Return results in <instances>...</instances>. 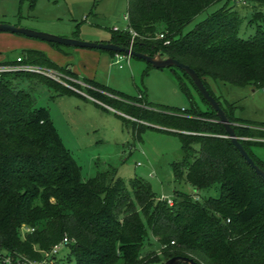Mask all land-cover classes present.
I'll use <instances>...</instances> for the list:
<instances>
[{"label":"trees","instance_id":"1","mask_svg":"<svg viewBox=\"0 0 264 264\" xmlns=\"http://www.w3.org/2000/svg\"><path fill=\"white\" fill-rule=\"evenodd\" d=\"M36 1L30 0V9ZM219 1L126 0L128 29L150 37L136 38L132 50L166 54L193 69L249 157L264 171V162L250 148L264 147V124L237 119L236 107H222L206 83L211 79L264 89V0H252L256 8L247 25H255L256 31L248 39L239 37L243 20L236 9L227 8L231 0L183 33ZM158 25L165 39H155ZM130 41V33L120 30L112 31L106 43L127 49ZM19 58L21 64L69 79L64 78V85L29 71L0 73V251L41 260L43 252L66 238V258L72 264H149L173 256L198 264H264V178L241 157L213 110L203 112L195 104L182 113L168 107L155 110L142 95L130 97L79 78L69 65L58 67L41 51L26 50ZM16 64L15 59L0 65ZM182 76L191 82L184 72ZM177 80L183 84L180 76ZM25 82L44 84L57 96L90 98L103 110L106 106L120 112L134 121L137 139L145 129L178 137L182 159L171 164L174 180L187 182L197 192L218 186L219 196L200 199L197 193L177 192L170 206L165 200L154 201L150 184L139 177L126 184L115 171H106L84 180L48 111L36 107L34 97L20 89ZM182 89L191 100L184 84ZM150 239L159 249L143 254Z\"/></svg>","mask_w":264,"mask_h":264},{"label":"rangeland","instance_id":"2","mask_svg":"<svg viewBox=\"0 0 264 264\" xmlns=\"http://www.w3.org/2000/svg\"><path fill=\"white\" fill-rule=\"evenodd\" d=\"M226 0L208 7L188 24L183 33L192 30L208 15L218 11ZM30 0H0V23L60 36L74 37L87 42H105L112 35L114 26L126 28L124 19L127 11L126 0H37L33 9ZM227 8L236 9L242 16L239 37H251L256 26H248V20L256 8L252 0H231ZM158 32L162 26H157ZM57 35V34H54ZM40 41L21 35L0 32V64L15 59ZM47 58L58 67L71 65L79 78H89L123 95L143 98L157 108L168 107L182 113L195 104L203 112L210 110L193 84L176 68L155 69L147 62L130 57L129 63L115 64L114 56L106 51L59 47L52 49ZM43 52V51H41ZM44 53V52H43ZM181 78L188 89L191 100L183 93ZM53 81H60L53 75ZM209 90L219 98L222 107L232 104L236 107L234 116L242 121L264 124V89L252 86L237 87L228 83L206 80ZM84 86V85H81ZM20 89L28 91L35 99L36 107L45 108L64 146L81 168L84 180L98 172L115 171L126 184L134 177L147 181L152 189L154 201L173 199L177 192L199 195L200 199L219 196V187L195 191L185 181L173 178L171 164L182 159L178 137L162 131L145 129L137 139L133 133V120L120 112L105 106L95 105L89 98L77 95L57 96L55 92L40 83H21ZM82 96V95H81ZM126 118L123 122L119 116ZM151 127H155L151 125ZM157 128V127H156ZM162 129V128H160ZM197 148V147H196ZM252 153L264 162V147L253 145ZM151 246L145 245L142 253L158 251L159 246L150 239ZM62 248L57 264H72ZM164 259L149 264H163ZM116 264H121L119 260Z\"/></svg>","mask_w":264,"mask_h":264},{"label":"water","instance_id":"3","mask_svg":"<svg viewBox=\"0 0 264 264\" xmlns=\"http://www.w3.org/2000/svg\"><path fill=\"white\" fill-rule=\"evenodd\" d=\"M0 32L10 33L15 35H21L30 39L40 40L47 44H56L59 46L72 47V48H83L92 49L114 53L130 54L131 57L143 60L148 63L152 68L155 69H169L176 68L181 72H184L191 80L193 86L196 88L200 96L205 100L208 107L213 110L218 118V121L225 129L228 139H230L233 146L239 152L245 162L255 171L257 175L264 178V171L258 168L254 161L249 157L248 153L244 149L239 138L235 134V130L232 124L228 121L224 111L219 106L215 98L210 95L206 89L202 80L198 77L197 73L186 65L181 64L175 59L170 58L166 54L157 53L154 55H148L138 53L128 48H121L113 43H102V42H87L81 41L74 37H64L60 35L48 34L43 32H37L30 29H25L19 26L10 24L0 23ZM163 264H198L192 258L186 256H173L163 262Z\"/></svg>","mask_w":264,"mask_h":264},{"label":"built area","instance_id":"4","mask_svg":"<svg viewBox=\"0 0 264 264\" xmlns=\"http://www.w3.org/2000/svg\"><path fill=\"white\" fill-rule=\"evenodd\" d=\"M241 1V0H240ZM124 19L127 21V17L124 16ZM123 30H127L130 35H131V41L130 45L128 47L129 50H132V45L134 43V40L136 38H141V39H148L149 35L145 36H139L136 32L129 30L128 27L124 28ZM113 31H120L118 28L114 27ZM155 39H165V33L164 32H159L156 34ZM165 44H169L168 41L165 42ZM130 54H124V53H115L114 58H115V64L119 65V68H122L121 62H126L127 64L129 63L130 59ZM17 64L15 66H2L0 65V73L7 72V71H14V70H21V71H29L33 73L40 74L42 76H46L48 78H51L53 75H58L60 77V83H63L65 85L64 78L69 79L67 77H63L57 72L47 70L44 68H40L37 66L33 65H26V64H21V58L16 59ZM167 202L168 205H172V200L171 199H163ZM197 200V199H196ZM25 231H31L27 228H24ZM67 239L64 238L62 242L58 245H55L51 248L50 251L43 252L42 253V258L41 260H29L26 258H22L20 256H13L9 254L8 252L5 251H0V264H57L59 260V254L61 252L62 248H67L65 247L67 244Z\"/></svg>","mask_w":264,"mask_h":264},{"label":"crops","instance_id":"5","mask_svg":"<svg viewBox=\"0 0 264 264\" xmlns=\"http://www.w3.org/2000/svg\"><path fill=\"white\" fill-rule=\"evenodd\" d=\"M114 27H116V26H114ZM113 27V28H114ZM126 27H127V25H126ZM112 28V29H113ZM116 28H118V27H116ZM119 29V28H118ZM119 30H123V29H119ZM113 31V30H112ZM53 34H57V35H60V33H54V32H52ZM30 39V38H29ZM33 40H36V39H33ZM37 41H40V40H37ZM42 41H40L39 43H41ZM107 41H105V42H102V43H106ZM99 43V42H98ZM40 46H38V44H35V43H33V44H31V46L30 47H32V48H39L41 51H43L44 52V54L46 55H51V52H53V50L52 49H54V47H52L51 45H49V44H47V43H45V42H42V44H39ZM62 47V46H61ZM65 47V46H64ZM74 49H83V48H74ZM35 50V49H34ZM92 50V49H91ZM96 51H98V50H96ZM21 55H18L15 59H17L18 57H20ZM15 59H12V61L13 60H15ZM6 61H8V60H5L4 62H6ZM3 62V63H4ZM67 65H69V69H71V71L73 72V69L71 68V65L70 64H67ZM75 73V72H74ZM76 74V73H75ZM89 79V78H88Z\"/></svg>","mask_w":264,"mask_h":264}]
</instances>
